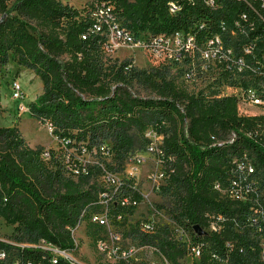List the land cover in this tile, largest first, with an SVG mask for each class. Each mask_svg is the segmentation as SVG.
<instances>
[{
  "label": "trees",
  "instance_id": "16d2710c",
  "mask_svg": "<svg viewBox=\"0 0 264 264\" xmlns=\"http://www.w3.org/2000/svg\"><path fill=\"white\" fill-rule=\"evenodd\" d=\"M167 1L94 0L79 9L62 0H0V66L14 61L41 80L42 91L26 105L60 142L57 149L32 146L17 125H0V216L14 225L16 239L44 238L71 248L72 229L82 221L88 222L86 235L95 238L104 227L90 215L102 209L107 192L114 196V217L122 214L121 223L116 221L124 235L176 261L184 251L169 238L167 226L126 225L134 206L116 201L118 195L143 200L133 188L134 177L123 176L117 191L105 179L108 172L124 173L132 153L146 151L150 128L162 136L164 179L158 186L178 188L172 209L177 222L204 226L207 210L236 212L237 205L222 199L213 184L227 180L245 149L264 167V139L245 134L259 130L264 117L239 114L232 95L204 97L188 90L168 65L140 67L132 58L113 57L108 24L93 29L103 4L112 6L120 27L147 36L197 21L214 29L218 20L233 16L203 0L185 4L173 16ZM71 148L80 155L71 156Z\"/></svg>",
  "mask_w": 264,
  "mask_h": 264
},
{
  "label": "built area",
  "instance_id": "2783aa9c",
  "mask_svg": "<svg viewBox=\"0 0 264 264\" xmlns=\"http://www.w3.org/2000/svg\"><path fill=\"white\" fill-rule=\"evenodd\" d=\"M195 1L168 0L167 10L170 15L176 16L185 4L192 5ZM203 2L212 10H231V20L221 18L214 29L208 27L206 21H197L188 28L142 39L145 35H137L114 22L112 6L103 4L96 12L97 21L93 29L101 30L103 23H107L108 49L110 35L127 43L137 41L155 60V65L170 66L188 90L204 97L232 95L237 99L239 114L264 117V0ZM11 90L14 98L22 96L18 80H12ZM262 121L259 130H249L245 134L262 141L264 119ZM146 134L151 139L146 152L159 160L162 136L151 128ZM140 160L137 159L138 162ZM258 163L245 149L241 158L233 160L227 180L213 184L222 199L237 205L235 213L207 210L204 213L205 225H201L202 233L174 218L163 222L170 229L169 238L184 251L176 261L156 246H124L125 227L117 223L122 220V214L117 213L114 217L111 205L114 196L104 192L100 199L102 209L90 215L91 221L104 227L102 233L110 240V245H106L101 237L98 250L114 264H140L136 256L138 251L149 248L158 253V258L145 264H264V167ZM105 179L108 187L117 191L124 178L108 172ZM149 179H154L153 187L161 183L164 179L162 168L156 171L154 178L150 175ZM133 188L144 196L135 179ZM117 198L116 203L133 205L134 208L142 201L130 200L124 195ZM153 224L154 219L143 221L141 229L150 230ZM76 227L72 229L74 246L71 248H62L44 238L29 242L16 239L13 232L0 233V264H87L77 253L79 240L75 237Z\"/></svg>",
  "mask_w": 264,
  "mask_h": 264
},
{
  "label": "rangeland",
  "instance_id": "374dc122",
  "mask_svg": "<svg viewBox=\"0 0 264 264\" xmlns=\"http://www.w3.org/2000/svg\"><path fill=\"white\" fill-rule=\"evenodd\" d=\"M62 1L79 9L91 5L94 2V0ZM146 36L142 37L141 35L142 39ZM109 41V51L113 57H119L120 59L132 58L133 63L140 67L155 65V60L148 52L144 51L143 45L137 41L127 43L123 39H116L112 35H110ZM14 79L20 82L23 90L22 96L19 98L12 96L11 82ZM41 91L42 82L32 70L19 66L14 61H10L3 67L0 66V93L2 95L0 125H17L32 146L40 145L45 149L50 147L57 149L59 148L60 142L57 136L53 134V129L50 128L48 123H44L32 116L26 105L27 101L33 99ZM69 153L71 156L80 155L74 148H71ZM81 156L91 159L88 153H83ZM138 158L141 159L140 162L137 161ZM162 166L161 161L153 154H149L144 150L132 153L125 162L124 173H116L117 177H134L140 191L144 194L143 200L128 215L126 225L128 223L135 224L137 222L150 221L151 219H154L156 223L162 225L165 221H172L173 202L178 188L175 187L169 191H163L158 185L153 187L154 179H149L150 175H153L154 178V174ZM87 223V221H82L80 226L75 229V237L79 240V250L77 253L82 256L87 264H114L108 260L105 254L98 250L100 238L102 237L101 240L106 242V245H110L109 237L100 232L95 238H89L86 235ZM120 228L122 229L123 226H120ZM10 232H14V225L6 223L4 218L0 216V233L9 234ZM129 244L139 245L136 238L124 235L123 245ZM136 256L141 261L140 264H145L158 258V253L149 248L139 250Z\"/></svg>",
  "mask_w": 264,
  "mask_h": 264
},
{
  "label": "water",
  "instance_id": "95a60500",
  "mask_svg": "<svg viewBox=\"0 0 264 264\" xmlns=\"http://www.w3.org/2000/svg\"><path fill=\"white\" fill-rule=\"evenodd\" d=\"M194 229L198 233H202L203 232V228L199 224L194 225Z\"/></svg>",
  "mask_w": 264,
  "mask_h": 264
},
{
  "label": "bare ground",
  "instance_id": "6f19581e",
  "mask_svg": "<svg viewBox=\"0 0 264 264\" xmlns=\"http://www.w3.org/2000/svg\"><path fill=\"white\" fill-rule=\"evenodd\" d=\"M33 137V136H32Z\"/></svg>",
  "mask_w": 264,
  "mask_h": 264
}]
</instances>
